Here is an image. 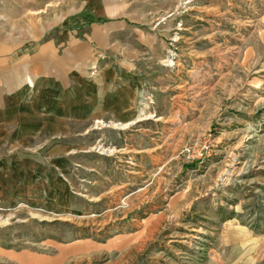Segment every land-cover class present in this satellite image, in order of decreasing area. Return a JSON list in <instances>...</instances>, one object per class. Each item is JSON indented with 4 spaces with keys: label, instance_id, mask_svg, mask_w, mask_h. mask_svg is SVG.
Instances as JSON below:
<instances>
[{
    "label": "rangeland",
    "instance_id": "rangeland-1",
    "mask_svg": "<svg viewBox=\"0 0 264 264\" xmlns=\"http://www.w3.org/2000/svg\"><path fill=\"white\" fill-rule=\"evenodd\" d=\"M64 36L90 78L132 65L143 112L42 150L0 203V264H264V0H0L7 50Z\"/></svg>",
    "mask_w": 264,
    "mask_h": 264
},
{
    "label": "crops",
    "instance_id": "crops-1",
    "mask_svg": "<svg viewBox=\"0 0 264 264\" xmlns=\"http://www.w3.org/2000/svg\"><path fill=\"white\" fill-rule=\"evenodd\" d=\"M20 28L39 24L26 16ZM30 39L22 38L20 44L30 47L17 52L7 50L11 41L0 42V203L33 189L42 150L65 163L67 142L85 137L86 125L95 120L134 124L143 112L138 101L143 81L132 65L106 63L90 78L92 42L71 36ZM81 126L84 131H76ZM60 251L51 263L60 262Z\"/></svg>",
    "mask_w": 264,
    "mask_h": 264
},
{
    "label": "built area",
    "instance_id": "built-area-1",
    "mask_svg": "<svg viewBox=\"0 0 264 264\" xmlns=\"http://www.w3.org/2000/svg\"><path fill=\"white\" fill-rule=\"evenodd\" d=\"M201 155V154H200Z\"/></svg>",
    "mask_w": 264,
    "mask_h": 264
}]
</instances>
